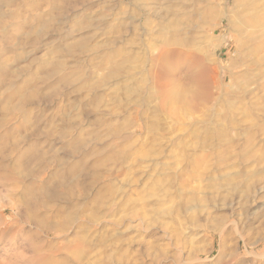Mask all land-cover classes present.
<instances>
[{"label": "rangeland", "instance_id": "1", "mask_svg": "<svg viewBox=\"0 0 264 264\" xmlns=\"http://www.w3.org/2000/svg\"><path fill=\"white\" fill-rule=\"evenodd\" d=\"M199 1L0 0V264H264V34L250 55L223 19L225 45L189 51ZM192 75L208 106L174 96ZM57 174L80 184L67 212L25 202Z\"/></svg>", "mask_w": 264, "mask_h": 264}, {"label": "bare ground", "instance_id": "2", "mask_svg": "<svg viewBox=\"0 0 264 264\" xmlns=\"http://www.w3.org/2000/svg\"><path fill=\"white\" fill-rule=\"evenodd\" d=\"M259 1L260 0H241V1L240 0H232V1H230V0H200L198 3H199V5L201 7L198 9V11H196L194 9L197 12L196 13L197 18L195 19L194 26H193V41L191 43H186L187 41L182 43L183 40L176 37L178 34L171 33L168 30L169 27L164 29L165 30V35H164L165 39H164V42H163L164 43V45H163L164 47H163V49H162V51L160 53L159 60L161 62V64H160L161 65L160 66L161 67V76H162V78L164 80L165 89H167L168 87L170 88V86L173 85L174 77H175L174 76L175 68L173 66V54H174V51L172 50V46L175 43L187 44V46L189 48L188 50L192 51L193 53H194V51H196L198 53H202L203 45H204V47H210L211 46V47H213L215 49L220 47L222 45V43L225 42L226 38H225V36H221V35L218 36L216 34L218 32V28L221 27L222 24L224 23L223 19L226 20L232 26V27L231 26L230 27H231L232 31L234 32V35H235V38H236L238 44H242V46L245 45L246 51L250 55L254 54L255 53V48L252 46L254 44L251 45V43H252V41L254 40V38H255V36L257 34H259V33L261 34L262 33L261 35H259V37H260L259 39H261L263 37V34H264V32H263L264 31V18L262 16V13L264 12V10L262 8V5L259 4ZM173 6L174 5H172V3H171L170 6H169V9H172ZM195 6H196V4H195ZM232 6H234L233 9H232ZM178 7H181V6L178 5ZM192 7H194V5ZM235 7L238 9V14L235 13L236 15H234V12H233ZM229 8L232 9V11L230 10V17L225 15L226 10L228 11ZM188 12H189V10H188ZM169 14H170V12L167 13L166 19L170 18ZM184 16H186V15H184ZM175 19H176V17H175ZM177 20H179V19H177ZM161 21H163V20H161ZM191 21H192V19H191ZM187 22H189V21H187ZM167 23H168V20H167ZM167 23H164V25L167 24ZM183 25H186V24H183ZM180 31H181V29L177 30L178 33H180ZM184 32H186V31H184ZM224 45H225V43H224ZM215 49H213V50H215ZM208 50H210V49H208ZM263 52H264V50H263ZM259 55H262V53L261 54L259 53ZM250 57H252V56H250ZM118 63H119V61H118ZM198 63L201 66L204 65L203 60H199ZM122 69H123V66L121 64H116V66L114 67V71H116V74L119 73V75H120V72H121ZM111 72H113V71H111ZM111 72H109V73H111ZM192 72H194V71H192ZM195 75L194 76L192 75V77H193L192 79L194 80V84H196L195 86H197V87H198L199 84L202 85L201 86L203 88L202 90H199V88H197V87H194V88H192V89H190V90H188L186 92H183L182 90L178 89L173 94L177 98H184L185 95H186V96L190 97L192 101H196V102H200L201 101L202 104L207 105V101H209L210 97L212 96L211 92L207 88L208 84L203 85L204 83L202 81L200 82L199 78L195 77ZM224 81L225 80L223 79L219 83L220 84H224ZM191 83H193V82H191ZM215 84H217V83H215ZM234 85H233V87H234ZM237 86H239V85H237ZM240 89H241V87H240ZM158 92H160L159 89H158ZM180 102H181V100H180ZM195 106H196V104H195ZM201 106L203 107V105H201ZM206 109H208V108H206ZM157 129H159V128H157ZM70 143H72V142H70ZM121 147L122 148H121L120 151H116V152L114 151V154H112L110 156L108 155V157L106 156L103 159H101L100 164H99V162L92 163V165L90 167L96 169L100 165H103V164L105 165L108 162H113L112 164L114 165V170H115V168H118L121 165H122L121 166V168H122L123 165L125 163H127L129 151H128V148H127L128 144H125L124 146H121ZM74 150H75V148H74ZM71 151L73 152V150H71ZM99 151L102 152L100 149H98V148L95 149L94 148L93 150L90 151V154H93V155L96 154V153L98 154ZM74 153L75 152H73V155H76ZM86 154H88V153H85L83 155V157H82L83 159H84V156ZM79 163H81V162H79ZM79 163H76L75 166L74 165H70L71 172H76L77 171L76 170V168H77L76 166ZM85 166H88V165H85ZM80 168H81V166H80ZM83 168H85V167H83ZM55 172H57V171H55ZM84 172L86 173L87 170H85ZM54 174H56V173H54ZM56 176H57V178H56ZM56 176H55V178H53V180L50 179V181L48 183L46 182L47 184L41 186L38 189V191H36L35 188L33 186H31V185L25 186V188H24V200H25V202L28 205H31L32 207H36L39 201H43V202L47 201L46 203H51L50 205H55L56 208L58 207L60 211L67 212V210H69L70 205H71L70 203H71L72 196L75 195L74 194L75 190H76L77 187L80 186V184H79V182H75L74 179L69 180V178H64V175L59 177L58 174H57ZM113 199L111 198L112 201H113ZM98 201H101V203H103V201L100 200V199H98ZM63 202H65V204L63 206H61ZM101 203H98V204H101ZM76 216H77V213H74L73 215H70V213H69L67 218L65 219L66 221H64L63 224H61V225H52V226H50L46 222H44V219H40L38 224L40 225V227L43 228V232L45 233V235H50V234H54V233H60L61 231H64L68 227L69 222L71 220H73L74 218L75 219L77 218ZM72 222H74V221H72ZM70 225H71V223H70Z\"/></svg>", "mask_w": 264, "mask_h": 264}]
</instances>
